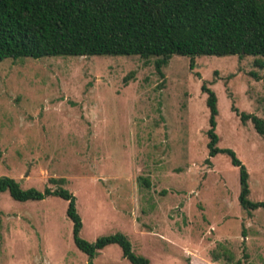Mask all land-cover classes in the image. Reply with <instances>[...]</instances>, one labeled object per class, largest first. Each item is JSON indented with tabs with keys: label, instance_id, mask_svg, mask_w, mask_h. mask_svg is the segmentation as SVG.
<instances>
[{
	"label": "rangeland",
	"instance_id": "374dc122",
	"mask_svg": "<svg viewBox=\"0 0 264 264\" xmlns=\"http://www.w3.org/2000/svg\"><path fill=\"white\" fill-rule=\"evenodd\" d=\"M155 60L0 62V178L70 192L80 238L122 234L150 264H264V209L244 210L238 168L209 157L201 91L206 84L218 99V147L245 165L248 199L264 202V136L234 112L264 121V69L249 56H200L194 68L173 56L160 70ZM67 207L0 193V264H131L117 245L90 261Z\"/></svg>",
	"mask_w": 264,
	"mask_h": 264
},
{
	"label": "trees",
	"instance_id": "16d2710c",
	"mask_svg": "<svg viewBox=\"0 0 264 264\" xmlns=\"http://www.w3.org/2000/svg\"><path fill=\"white\" fill-rule=\"evenodd\" d=\"M93 56L154 58L157 70L173 56L189 57L191 68L200 56H249L255 58L256 67L264 69V0H0V62ZM201 91L207 96L209 110V157L227 155L238 168L239 203L244 210L264 209V202L248 199L249 174L245 165L234 151L218 147L216 94L206 84ZM234 112L242 124L251 122L264 136L262 119ZM3 192L18 202L48 197L67 201L74 244L90 261L105 247L117 245L131 264H150L148 259L134 254L122 234L101 237L95 243L80 238L82 222L75 197L62 188L23 190L14 179L1 177L0 193Z\"/></svg>",
	"mask_w": 264,
	"mask_h": 264
}]
</instances>
